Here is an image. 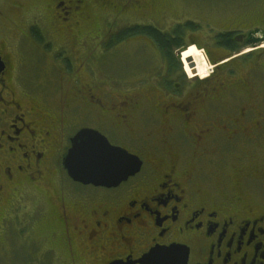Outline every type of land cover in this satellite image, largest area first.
Masks as SVG:
<instances>
[{"label": "flooded vegetation", "instance_id": "obj_1", "mask_svg": "<svg viewBox=\"0 0 264 264\" xmlns=\"http://www.w3.org/2000/svg\"><path fill=\"white\" fill-rule=\"evenodd\" d=\"M12 6L26 19L14 29L0 9V264H154L141 258L174 245L159 262L264 264V11L164 28L161 0ZM12 30L59 76L21 75ZM181 30L200 36L164 53L155 32ZM136 36L159 49L162 68L110 80L106 52ZM190 44L213 65L207 75L183 74L177 55ZM86 128L138 156L139 171L114 186L74 180L63 160Z\"/></svg>", "mask_w": 264, "mask_h": 264}, {"label": "rangeland", "instance_id": "obj_2", "mask_svg": "<svg viewBox=\"0 0 264 264\" xmlns=\"http://www.w3.org/2000/svg\"><path fill=\"white\" fill-rule=\"evenodd\" d=\"M16 1L25 2L30 8L34 0H0V9L5 11L6 21L14 28L17 26L20 28L25 22L20 17L21 11L12 5ZM169 10V14L166 16L163 22L164 28L171 27L177 21L192 20L199 25L201 28L208 27L209 23L217 25H225L236 16L240 17L242 11L245 10L244 16L251 18L255 15V11L260 8L264 11V0H161ZM247 4V7L242 8L239 12L237 11L236 5ZM26 10V9H25ZM25 10L22 15H24ZM27 17L30 14H26ZM24 16H22L23 18ZM33 18V15L31 16ZM28 19V18H27ZM27 21V20H26ZM100 21V18H99ZM15 31L12 30L11 51L14 59L19 63V73L24 77L28 76L32 81L41 83L45 81L47 84L54 78L59 76L57 65L54 66L55 61L49 55L44 56L36 48L35 42H30L25 38L18 40L17 37L13 36ZM200 35L196 31H186L183 33L181 41H186L189 38ZM140 36L132 37L131 39L121 42L116 47H111L106 52L105 58V74L112 80L118 78L120 80L128 81L134 80L136 77H141L150 66L153 71L162 68L163 56L160 54L159 49L156 46H144L143 38ZM100 53L99 51H97ZM182 52V51H181ZM182 56V59H181ZM49 60H48V59ZM102 58V54H101ZM178 61L183 66V74L186 77H194V74L198 76H205L208 74L210 63L205 57L204 53L199 50L194 44L187 46L183 50L182 55L178 53ZM190 59V60H189ZM183 60V62H182ZM190 61L193 62L194 66H190ZM184 63V64H183ZM209 63V66H208ZM102 66V62L100 63ZM185 66V68H184ZM57 67V68H56ZM146 68V69H145ZM145 69V70H144ZM186 70V71H185ZM150 76V82L154 83L157 81V77L152 72L148 73ZM44 83V82H42ZM46 85V84H45ZM186 164H191V159H185ZM258 162L263 163L262 160ZM233 160H228L224 163H220L222 167L228 168L233 164ZM214 183L220 187L223 185L226 177L223 174L213 176ZM29 261V260H28ZM31 261V260H30Z\"/></svg>", "mask_w": 264, "mask_h": 264}, {"label": "water", "instance_id": "obj_3", "mask_svg": "<svg viewBox=\"0 0 264 264\" xmlns=\"http://www.w3.org/2000/svg\"><path fill=\"white\" fill-rule=\"evenodd\" d=\"M190 66L194 64L191 62ZM141 164L138 156L122 147L112 145L105 136L89 128L77 133L63 160L65 169L74 180L104 186L119 184L138 172ZM178 252L180 248L175 245L153 248L141 258V261L163 264L158 260L166 255L173 257Z\"/></svg>", "mask_w": 264, "mask_h": 264}, {"label": "trees", "instance_id": "obj_4", "mask_svg": "<svg viewBox=\"0 0 264 264\" xmlns=\"http://www.w3.org/2000/svg\"><path fill=\"white\" fill-rule=\"evenodd\" d=\"M183 30L176 32L175 36H168V34L163 37L162 34L155 32L154 37L155 40L158 42L160 48L164 51V53H167V48H165L166 43H169L171 50L173 51L176 47H178L182 43V36H183ZM168 36V40H167Z\"/></svg>", "mask_w": 264, "mask_h": 264}, {"label": "bare ground", "instance_id": "obj_5", "mask_svg": "<svg viewBox=\"0 0 264 264\" xmlns=\"http://www.w3.org/2000/svg\"><path fill=\"white\" fill-rule=\"evenodd\" d=\"M190 63H191V61H190ZM190 63H189V64H190ZM192 63H193V62H192ZM192 67H193V66H192Z\"/></svg>", "mask_w": 264, "mask_h": 264}]
</instances>
